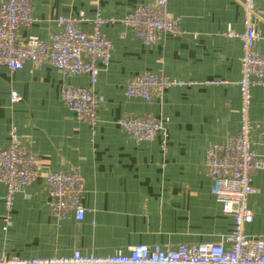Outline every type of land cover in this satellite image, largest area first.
<instances>
[{
	"label": "crops",
	"instance_id": "crops-1",
	"mask_svg": "<svg viewBox=\"0 0 264 264\" xmlns=\"http://www.w3.org/2000/svg\"><path fill=\"white\" fill-rule=\"evenodd\" d=\"M4 0H0V5ZM151 0H32L34 23L18 29L20 38L47 39L62 15L123 18ZM243 0H170L181 32H162L147 46L122 22L106 24L102 33L112 43V60L94 85L101 98L95 132L79 120L62 99L69 85H90L87 75L63 74L51 64L34 68L27 62L11 71L0 64V149L14 129L38 158L36 180L15 195L11 225L4 230L6 187L0 184V258L68 256L75 251L107 255L128 252L137 244L177 246L225 242L234 218L211 194L205 154L240 126L242 42L229 30H245ZM264 55V0H257ZM88 27L87 24H84ZM162 73L186 82L165 89L151 101L127 97L135 75ZM16 90L20 102L11 100ZM150 114L169 133L137 142L120 120ZM251 119L256 153L264 160V86L252 89ZM76 171L84 180L83 221L72 214L59 221L50 206L46 176ZM257 192L249 197L254 220L250 236L264 234V165L254 171ZM92 222H95L94 224Z\"/></svg>",
	"mask_w": 264,
	"mask_h": 264
},
{
	"label": "built area",
	"instance_id": "built-area-1",
	"mask_svg": "<svg viewBox=\"0 0 264 264\" xmlns=\"http://www.w3.org/2000/svg\"><path fill=\"white\" fill-rule=\"evenodd\" d=\"M170 0H151L129 11L123 18L105 16L100 10L94 17L84 14L62 15L59 26L47 39L37 36L20 38L18 29L30 27L33 16L32 0H4L0 5V64L11 71L23 69L27 62L34 68L51 64L63 74L89 77L90 85H69L62 99L76 117L89 125L93 132L98 123L101 98L95 93L101 71L112 60V43L102 33L106 24L122 22L147 46L155 44L162 32L179 34V18L169 12ZM245 30H229L228 36L242 42L241 78L238 82L241 107L240 126L236 134L220 143H213L205 154V168L211 179V194L221 203L223 211L234 218L233 232L225 242H203L161 246L137 244L128 252L96 255L75 251L68 256L2 257L0 264H264V234L250 236L245 226L254 220L249 197L257 192L252 184L254 171L264 165V160L254 149L251 119L252 89L264 86V55L256 49L260 39L258 30L257 0H243ZM87 24L88 27H85ZM186 82L162 73L143 72L129 80L125 88L127 97L151 101L173 86ZM11 100H22L13 90ZM121 127L141 143L160 137L166 148L169 133L164 122L157 117L135 115L120 120ZM38 158L11 132L9 143L0 149V184L5 185L4 198L6 226L11 224V211L15 195L26 189L37 178ZM50 191V209L59 221L70 214L83 221L88 208L83 204V177L76 171H55L46 176ZM93 224L95 222H92Z\"/></svg>",
	"mask_w": 264,
	"mask_h": 264
},
{
	"label": "rangeland",
	"instance_id": "rangeland-1",
	"mask_svg": "<svg viewBox=\"0 0 264 264\" xmlns=\"http://www.w3.org/2000/svg\"><path fill=\"white\" fill-rule=\"evenodd\" d=\"M11 225V224H10ZM10 225H7L6 224L3 226V229L6 230Z\"/></svg>",
	"mask_w": 264,
	"mask_h": 264
}]
</instances>
